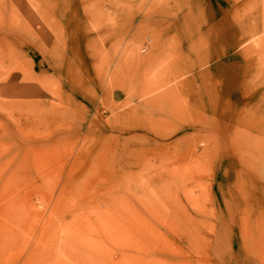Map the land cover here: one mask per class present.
<instances>
[{"label":"rangeland","instance_id":"374dc122","mask_svg":"<svg viewBox=\"0 0 264 264\" xmlns=\"http://www.w3.org/2000/svg\"><path fill=\"white\" fill-rule=\"evenodd\" d=\"M215 2L0 0V264H264V0Z\"/></svg>","mask_w":264,"mask_h":264},{"label":"crops","instance_id":"0c3cea01","mask_svg":"<svg viewBox=\"0 0 264 264\" xmlns=\"http://www.w3.org/2000/svg\"><path fill=\"white\" fill-rule=\"evenodd\" d=\"M218 1V0H217ZM218 4H219V9L221 10V14L218 16V15H215V17H214V19L212 20V22H210V25H211V27H210V29H209V31H210V33L213 31V30H215V32H216V35H217V32H218V30H220V28L219 27H222L223 26V23H225L224 22V17H223V15H222V8H223V3H222V0H219V2H215V5L216 6H218ZM216 38H217V36H216ZM215 38V39H216Z\"/></svg>","mask_w":264,"mask_h":264},{"label":"bare ground","instance_id":"6f19581e","mask_svg":"<svg viewBox=\"0 0 264 264\" xmlns=\"http://www.w3.org/2000/svg\"><path fill=\"white\" fill-rule=\"evenodd\" d=\"M70 257H71V255H70Z\"/></svg>","mask_w":264,"mask_h":264}]
</instances>
